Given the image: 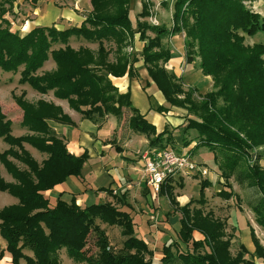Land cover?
Listing matches in <instances>:
<instances>
[{
    "label": "trees",
    "instance_id": "1",
    "mask_svg": "<svg viewBox=\"0 0 264 264\" xmlns=\"http://www.w3.org/2000/svg\"><path fill=\"white\" fill-rule=\"evenodd\" d=\"M16 1L0 0V68L4 72H20V84L41 95L53 92L56 99L67 101L83 119L99 127L108 116L121 119L128 110L129 129L146 136L150 150L175 147L167 126L159 133L133 105L130 91L121 93L113 82L125 76L137 78L135 64L143 60L149 78L170 108L187 111L183 133H196L190 142L182 138L185 147L196 141L189 154L206 148L219 164L228 188L219 190L218 197L238 202L239 196L229 181L247 167L244 177L260 194L252 207L255 223L264 229V168L247 165L250 151L264 146V45L245 44L246 37L264 32V18L244 4L252 0H173L171 28L147 21L152 16L148 0H139L142 10L136 28L131 19L132 0H91L92 10L79 27L59 30L55 25L40 26L25 35L13 32L11 22L5 18ZM169 1L162 5L168 8ZM136 33L144 42L140 56L128 51ZM182 33L187 62L199 59L203 76L212 78L213 89L203 96H196L198 90L193 86L184 90L181 78L166 67L173 54L165 40ZM71 37L96 43L97 48L84 46L75 50L69 45ZM57 45L64 48L56 49ZM50 58L56 68L40 74ZM16 100L24 112L22 125L30 133L14 137L12 123L0 112V138L9 146L0 153V162L15 180L7 183L0 176V191L17 198L19 203L0 209V236L6 242L0 259L8 257L11 264H61L60 254L65 250L78 264H152L153 251L145 240L136 236L133 217L122 208L126 205L124 193L118 197L111 188L95 190L107 193L118 205L105 202L82 206L76 194L63 198L65 192L56 199L49 196V192L67 179H82L89 154L71 153L53 128L52 123L75 125L61 106L43 99L30 103L24 93ZM170 108L158 106L154 111L163 115ZM26 146L47 158L38 163ZM9 158L25 168L16 167ZM177 184L183 188V179L169 177L159 191L169 199L172 215L180 214V219L176 238L163 245L158 263L256 264L247 258L249 254L242 244L237 254L232 255L233 237L227 236L226 220L204 208L205 191L212 182L207 178L201 180L199 199H191L183 206L175 194ZM172 215L167 212L166 219ZM98 220L121 229L125 240L120 250L112 249ZM92 232L97 238L96 255L87 253ZM251 233L256 256L264 262V248L253 229Z\"/></svg>",
    "mask_w": 264,
    "mask_h": 264
},
{
    "label": "rangeland",
    "instance_id": "2",
    "mask_svg": "<svg viewBox=\"0 0 264 264\" xmlns=\"http://www.w3.org/2000/svg\"><path fill=\"white\" fill-rule=\"evenodd\" d=\"M148 1L151 3L152 16L149 17L147 21H149V23L152 25L163 24L168 26V28H171L173 0L169 1L171 4L168 8L162 5L163 2L168 0ZM244 4L252 12L257 13L264 18V0L246 1ZM91 10V0H17L14 4L13 10L9 11L5 18L11 22V29L13 32H19L21 35H25L31 29L40 26L51 27L55 25L59 30L72 26L79 27ZM141 10V2L139 0H132L131 19L134 23V28H136V20H138V15ZM173 39L174 38L169 37L165 40V43L170 46L173 44ZM245 44L248 46H253L254 44L264 45V32H259L254 37H246ZM69 45L75 50H78L80 47L84 46L90 47L92 49L97 48L96 43H90L83 38L77 37H71L69 40ZM142 45L143 44L140 43V46ZM55 48H64V46L57 45ZM138 49L140 50L141 47ZM138 49L135 50V48H132L129 51L140 56L141 51H138ZM185 60H187V58ZM198 62L199 59H196V62L193 63L191 67L187 68L185 75H182V84L184 86V90H188L189 87L193 86L198 90L196 96H203L204 94L212 91L213 81L211 77L203 76L202 72H198ZM55 68V62L52 58H50L44 64L43 68L40 69L39 73L42 74L43 72L52 71ZM202 78L207 79L209 84L208 86H202ZM19 79L20 72L13 74L11 72H4L0 68V112L6 117V120H9L12 123V135L14 137H22L30 133L28 129L22 125L24 112L22 107L17 103L16 98L22 96L24 93L25 99L30 103L35 104L41 99L51 102L56 99L53 96V92H49L47 95H41L30 86L20 84ZM150 101L152 107L158 106V101L155 97L151 96ZM62 104L71 113V115H73V117L77 119L81 117L79 113L69 107L67 101H62ZM166 105L170 106L167 103ZM152 114L153 112L150 113V116H152ZM168 115L171 119L165 126H167L168 130L171 132V135L175 141V147L171 145L168 148H171L175 151L180 150L182 154H186V156H189L194 162H196L201 169L208 170L209 173L206 175V177L208 176L207 179L209 178L212 180V186L205 191L207 203L204 208L206 211H213L216 217L226 220L227 236L233 237L232 246L230 249L232 255L235 256L237 254L239 251V246L242 244L245 246L249 254L247 256L248 259L254 260L256 264H264V262L258 259L256 256V246L251 233V229H253L257 238L259 239L260 244L264 248V229H261L255 223V215L252 210V207L258 201L260 194L255 187L248 184L249 181L244 177L245 172H248L247 167L243 165L244 169H242V171L236 172L229 181V183L232 185V190L236 195L239 196L238 202L235 199L227 201L223 200L222 198L219 199L220 197L217 196L218 191L223 188H228L225 187V180L221 177L219 164L213 160L212 154L206 148L199 149L194 151L193 154H189V152L194 150L193 148L196 144V141H192L188 147H185L184 143L182 142L183 137H185L187 141L190 142L196 135V133L193 131L187 134L183 133V129L187 125V111L180 108H173L172 114L168 113ZM130 116L131 113L128 110H125L123 117L118 119V126L121 128L120 132L123 130H126L127 132L129 127L128 120ZM126 132L124 134H126ZM115 140L117 139L115 138ZM148 142L149 141L146 136L137 135L133 139V142L130 143L131 146L129 150L122 148L123 150L121 151L111 147L110 150H112V152L110 153L109 157H106V159L109 158L108 160L112 162L111 165H117L120 168L125 169V171H129L128 167L134 170H130L131 174H136V177L133 180L127 181L123 178V182L116 185V187L119 188L120 195L123 193L125 194L123 204L126 205L122 208L129 211L133 217L136 224V236L145 240L150 249L153 251L154 258L152 260V264H160L158 261L162 258L163 245L165 243L172 242L176 238V234L179 230L180 214L172 215L173 208L170 205L169 199L167 197L161 196L160 192H154L147 184L148 177L144 171L145 167L142 154L150 149L149 146H146ZM8 148L9 146L3 141V139L0 138V153H3ZM25 148L38 163H41L47 158V155L38 152L32 147L26 146ZM142 148L144 149L141 151ZM177 153L179 152L177 151ZM248 155V166L257 164L264 168V146L253 148ZM9 160L16 167L21 169L25 168L16 160L12 158H9ZM116 174L122 179L121 173L116 171ZM0 176L7 183L15 182L11 174L8 173L4 164L1 162ZM99 177L100 178L98 179L88 178L86 181H83L85 185L79 184L80 182L76 184L80 191L84 193L85 188L89 189L92 187H98L103 183L108 182V179L114 180V178L107 172L105 174H101ZM206 177L196 174L192 175L191 177L187 176L182 178L184 187L181 188L180 184H177L175 187V194L178 196L177 201L181 206L187 204L184 203V200L189 202L191 199H199L200 181ZM72 180H75L76 182L77 179L72 178ZM127 182L131 184H128ZM62 187L66 191H69L67 185H62ZM114 193H116V191ZM51 194L52 191L49 193V196L53 198ZM59 195H61V193H59ZM70 196V194L66 195V199H69ZM83 197L84 196H81L80 200H82ZM84 198L87 199L85 203H81L82 206H87L88 204H102L105 202H112L118 205L113 198L109 200L110 197L106 193H94L93 191H89L86 193ZM18 204L17 198L6 192L0 191V209ZM167 212H171L172 215L168 217V219H166L165 216ZM97 224L106 231L112 249L115 251L120 250L125 240V238L121 235V229L116 226H108L103 224L99 220L97 221ZM195 235L198 236L199 239H203L202 235H199L198 233H195ZM96 240V235L92 232L89 235L87 246V253L90 255H96L98 253ZM5 248L6 242L0 236V253L1 251H4ZM149 259L150 258L147 256L146 260ZM60 261L61 264H78L69 258L65 250L61 251ZM0 264H11V262L3 260ZM22 264L25 263L22 262Z\"/></svg>",
    "mask_w": 264,
    "mask_h": 264
},
{
    "label": "crops",
    "instance_id": "3",
    "mask_svg": "<svg viewBox=\"0 0 264 264\" xmlns=\"http://www.w3.org/2000/svg\"><path fill=\"white\" fill-rule=\"evenodd\" d=\"M173 38H174L173 44L169 46L173 54V59L168 63L166 67L168 70L174 72L175 75L177 77H180L182 80L183 78L182 75H185V72H187V68L191 67L192 64L195 62L188 63L187 60H185L186 59V52L184 47L185 34L182 33ZM140 43H142L143 45L140 46ZM143 46H144V42L140 40V35L136 33L134 35L133 44L128 48V51L132 48H135V50H137L139 47H141V49L140 50L138 49V51H142ZM174 59L176 60V62ZM135 68L137 69L138 72L137 78H129L125 76L123 78H115L113 79V82L118 87L121 93H126L127 91H130L131 101L133 105L141 112V114L145 115L146 119L149 122L151 121V123L156 126L157 131L160 133L164 130L167 122L170 121L171 118L168 115V113L172 114L173 108H170V106L166 105V101L163 94L158 90L156 85L149 78L148 73L144 67L143 60H140L138 63H136ZM199 71L201 72L200 69L198 70V72ZM202 81H203L202 86L206 87L209 85L207 79L202 78ZM151 96L156 98V100L158 101V106H165L167 108H170V111L167 114H163V115L155 112L154 108L158 106L156 107L151 106V101H150ZM52 102L55 103L56 105L61 106L64 113L67 114L75 124L74 126H69V125L52 123L53 128L55 129L57 134L65 140V142L67 143V147L71 153L75 155H80L84 151H87L89 154V160L85 164L84 169L82 170L81 180H76L75 182V180L73 181L72 178L67 179V181L62 185H67L69 191H66L65 189H63L62 185H59L55 187L54 190H52L51 196L53 198H56L60 196L59 193L65 192L63 198H66V195L76 194L78 203L81 205V203H85L87 199L84 198L86 193H88L89 191L90 192L93 191L94 193H104V192H95L96 189L103 187V188H111L112 190H114V192L116 191L115 194L118 197H121L120 190L118 187H116V185L123 182V178L127 181L133 180L136 177V174L135 175L131 174L130 170L132 171L134 170L130 169L129 167H128L129 171L127 170L125 171V169L120 168L117 165H111L112 162L108 160L109 158L106 159V157H109L110 153L112 152V150H110L111 147H114V149L116 150L118 148V150L121 151L123 149L129 150L131 146L130 143L133 142V139L137 136V134L133 133L129 129V127L127 132L126 130L120 132L121 128L118 126V119L116 117L112 118L113 116H108L99 127V124H94L89 120H85L82 118V116L78 119L73 117V115H71V113L62 104V100L54 99V101ZM151 112H153L152 116H150ZM125 132L126 134H124ZM115 138L117 140H115ZM146 146L148 147V144ZM143 149L144 148H142L141 151ZM118 168H120L121 170ZM116 171L122 174V179L118 177ZM106 172L109 175H111L114 178V180L108 179V182H105L98 187H94V188L92 187L89 189L85 188L84 193L80 191L79 187L77 186L79 182H80L79 184L85 185L83 181H86L88 178L98 179L100 178L99 176L101 174H105ZM208 180L210 179L208 178ZM210 181L212 182V180ZM81 196H84L82 200H80ZM109 197H110L109 200L112 199L111 196ZM184 203H188V201L184 200ZM3 260L5 261L7 260L10 262V259L8 257H5L2 260H0V263Z\"/></svg>",
    "mask_w": 264,
    "mask_h": 264
},
{
    "label": "built area",
    "instance_id": "4",
    "mask_svg": "<svg viewBox=\"0 0 264 264\" xmlns=\"http://www.w3.org/2000/svg\"><path fill=\"white\" fill-rule=\"evenodd\" d=\"M142 159L145 167L144 171L148 177L147 184L157 193L160 191L161 185L169 177L181 179L196 174L206 177L209 173L207 169H201L186 154L177 153L171 148L162 150L148 149L142 154Z\"/></svg>",
    "mask_w": 264,
    "mask_h": 264
},
{
    "label": "bare ground",
    "instance_id": "5",
    "mask_svg": "<svg viewBox=\"0 0 264 264\" xmlns=\"http://www.w3.org/2000/svg\"><path fill=\"white\" fill-rule=\"evenodd\" d=\"M174 179V178H173Z\"/></svg>",
    "mask_w": 264,
    "mask_h": 264
}]
</instances>
